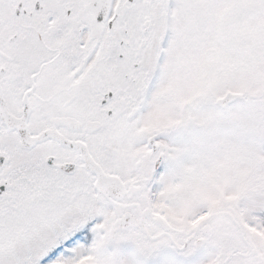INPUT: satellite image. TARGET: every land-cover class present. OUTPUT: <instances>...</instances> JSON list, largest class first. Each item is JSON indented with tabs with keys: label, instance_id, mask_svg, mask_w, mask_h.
I'll return each mask as SVG.
<instances>
[{
	"label": "snow or ice",
	"instance_id": "obj_1",
	"mask_svg": "<svg viewBox=\"0 0 264 264\" xmlns=\"http://www.w3.org/2000/svg\"><path fill=\"white\" fill-rule=\"evenodd\" d=\"M0 264H264V0H0Z\"/></svg>",
	"mask_w": 264,
	"mask_h": 264
}]
</instances>
